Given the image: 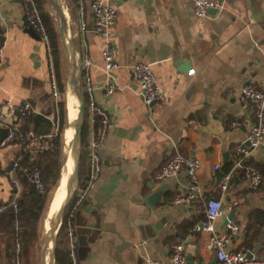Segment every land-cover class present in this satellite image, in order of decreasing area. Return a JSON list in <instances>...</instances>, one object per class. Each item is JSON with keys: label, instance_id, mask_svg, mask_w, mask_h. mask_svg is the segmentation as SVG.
Instances as JSON below:
<instances>
[{"label": "crops", "instance_id": "crops-1", "mask_svg": "<svg viewBox=\"0 0 264 264\" xmlns=\"http://www.w3.org/2000/svg\"><path fill=\"white\" fill-rule=\"evenodd\" d=\"M67 1L60 0L76 51L78 80L84 88L82 67L88 57L95 98L112 119L101 150V175L75 214L79 264H168L178 242L186 245L187 264L189 258L192 264H221L210 247V233L194 231L211 198L224 200L217 231L224 234L228 216L235 213L240 232L233 248L264 257V145L246 157L238 152L256 123L243 88L253 83L264 89V0H220L221 7L203 18L194 14L190 0H108L118 10V26L110 38L95 32L94 0H85L83 15L80 6L71 12ZM25 19V0H0L6 38L0 110L7 102H31L30 128L45 134L53 127L45 122L36 126L34 116L55 118L57 102L46 46ZM109 41L120 66V89L107 96L103 51ZM139 62L152 66L164 93L152 106L144 103L133 75ZM1 137L0 130V203H9L14 189L6 171L20 153L14 143L3 146L6 136ZM175 152L203 163L201 194L188 205L173 203L189 192L187 169L166 181L155 179ZM229 162L234 166L223 193L220 173ZM251 169L263 176L257 189L247 177ZM0 261L9 264L1 241Z\"/></svg>", "mask_w": 264, "mask_h": 264}, {"label": "built area", "instance_id": "built-area-1", "mask_svg": "<svg viewBox=\"0 0 264 264\" xmlns=\"http://www.w3.org/2000/svg\"><path fill=\"white\" fill-rule=\"evenodd\" d=\"M194 6V14L203 18L208 16L211 10L221 7L220 0H190ZM26 18L30 28H32L41 38L46 46L49 59L50 79L52 86V96L58 101L61 92L59 89L57 72L53 57V48L51 45L50 35L40 12L36 0H25ZM80 10L82 15L85 9V0H79ZM94 13L95 32L110 38L112 33L118 26V10L108 0H94L92 3ZM82 35L85 37L87 30V22L82 17L81 21ZM5 46L6 38L0 23V66L5 61ZM105 63V73L107 81L104 89L107 96L114 94L120 89L117 83L116 70L120 67L116 57L112 43L109 41L103 51ZM91 61L86 57L82 67L83 76L85 79L84 92L87 96V143L88 156L90 166V176L85 185L78 188L76 193L75 203L69 214L68 220V236L70 242V257L73 264H79L78 246L75 233V214L78 206L84 201L92 184L100 177L103 167V159L101 150L110 133L112 119L110 112L101 106L95 98V87L92 84L90 76ZM133 75L139 84L140 95L144 103L152 106L155 102L161 100L164 96L162 87L158 81L156 73L152 66L147 63H136L132 67ZM190 74H195V70H191ZM243 96L249 99L255 110L256 123L251 129L247 142H244L238 147V152L242 157L251 154L252 151L264 145V89L259 88L253 83H249L243 88ZM33 105L29 101L21 103L7 102L5 110H0V128H6L8 133L2 145H11L15 141L25 143L24 152H21L18 158L13 161L6 175L14 189L13 199L9 203H0V212L7 209L8 206H13L15 209L18 206L19 197L22 191V184L18 176V171H22L27 178V181L43 193L45 191V182L42 176V171L38 166H33L37 155L44 150L53 138L57 136L58 121L54 118L53 129L45 134L26 133L21 129V125L28 120L32 115ZM8 118L15 119V123L9 124ZM85 124V125H86ZM234 126L238 123L234 122ZM29 152L30 164L23 165L21 161L25 156L24 153ZM203 168V163L196 156H185L180 152H175L165 164L158 170L155 175L157 181H166L170 178L178 176L183 170L187 169L189 178V192L184 196L177 197L173 203L178 205H188L195 201L202 191L200 173ZM219 169V166L215 167ZM247 177L253 189H257L262 181V174L255 170H249ZM231 181V174L223 177L221 190L226 192ZM205 215L200 224L195 225L194 231H205L210 233V247L216 251L218 260L221 264H264V257L249 256L244 250L234 249L232 241L240 232V226L237 221L231 220L226 226L224 234L219 233L216 229V221L224 215V200L222 198L208 199L204 205ZM16 224V229H18ZM18 264L20 263L21 244L17 242L15 248ZM188 258L186 253V245L184 242L174 244L170 251L168 264H187ZM149 264H160L159 262L148 260ZM1 264V261H0Z\"/></svg>", "mask_w": 264, "mask_h": 264}, {"label": "trees", "instance_id": "trees-1", "mask_svg": "<svg viewBox=\"0 0 264 264\" xmlns=\"http://www.w3.org/2000/svg\"><path fill=\"white\" fill-rule=\"evenodd\" d=\"M36 2L50 35L57 79L61 92L57 101L55 116L58 121L57 136L51 140V143L44 150L38 153L36 161L32 163L33 166H38L42 171V176L45 182V191L41 193L35 185L27 181L26 175L19 170L18 176L22 184V191L19 197L18 206L16 209L13 206H8L6 210L0 212V241L2 243V256L9 262V264H18L15 251L17 242H20L21 244L19 264H40L42 238L46 224L45 219L48 217L54 194L60 185L62 177H64L65 130L68 124V84L65 79L64 68H67V64L62 49V42L58 29V19L54 9L49 4L48 0H36ZM67 7L71 12L75 7L79 8V0H68ZM85 97L87 101L86 94ZM32 121L33 116L31 115L30 119L21 126V129L26 133L37 134V130L33 131L30 128ZM14 144L18 145L19 153L24 152L25 143L15 141ZM87 148L86 124L82 140L79 188L85 185L90 176L91 170ZM24 155L21 164H30V153L25 152ZM12 164L13 162L10 166H12ZM233 166L234 162H229L221 171L220 175L225 176L229 174ZM75 199L76 196L65 213L64 221L59 233L56 264H73L70 257L68 220ZM16 224H18V229H16Z\"/></svg>", "mask_w": 264, "mask_h": 264}, {"label": "water", "instance_id": "water-1", "mask_svg": "<svg viewBox=\"0 0 264 264\" xmlns=\"http://www.w3.org/2000/svg\"><path fill=\"white\" fill-rule=\"evenodd\" d=\"M48 2L52 6L57 17L60 20L58 29L61 37L62 49L67 64L68 84L69 87L72 85L78 91L79 112L76 120L75 134L70 145L69 153L66 154V151L64 150L65 170H67L68 172V177H67L68 193L65 200L60 205V207L56 210V212L52 216H50L49 219L50 228L46 231V235L44 238V245L42 249L40 264L57 263V248H58L59 233L64 221L65 213L69 208V206L71 205L74 197L76 196L77 190L80 185L82 140H83V132L86 124V114H87V101L84 94L83 86L81 85L77 77L76 51L72 39L70 37V34L68 32L66 12L59 0H48ZM25 24L28 25L27 18L25 19ZM34 121L36 126L41 122H45L52 128L54 118L52 119L44 114L39 113L34 116ZM0 130L3 132V137H1L2 140L7 135L8 130L5 128H1ZM75 156L77 157L76 168L72 170L70 165ZM225 156H227V154ZM162 192L163 189L159 190L157 194L153 196V199L159 198V195H161ZM234 219H235V213H231L228 216L226 223L228 224L229 221ZM49 247H50V257H49V261L47 262V250ZM188 264H192L191 258H189Z\"/></svg>", "mask_w": 264, "mask_h": 264}, {"label": "bare ground", "instance_id": "bare-ground-1", "mask_svg": "<svg viewBox=\"0 0 264 264\" xmlns=\"http://www.w3.org/2000/svg\"><path fill=\"white\" fill-rule=\"evenodd\" d=\"M74 90L76 89L74 88V86L71 85L70 95L68 98V124L65 130V144L68 146L67 154L69 153L70 145L74 138L75 129L73 130V128L76 126V120H77V116L79 112V101L78 99L75 100V98L72 96ZM76 162H77V157L75 156L70 165L72 170L76 168ZM64 173H63L64 177H62L60 185L53 197L50 211L48 213L49 219H50V216H52L56 212V210L60 207V205L65 200L67 193H68V187H67L68 172L67 170H65ZM45 226H46V230L50 228L49 220H47ZM48 255L50 257V247L47 250V262L49 261Z\"/></svg>", "mask_w": 264, "mask_h": 264}, {"label": "rangeland", "instance_id": "rangeland-1", "mask_svg": "<svg viewBox=\"0 0 264 264\" xmlns=\"http://www.w3.org/2000/svg\"><path fill=\"white\" fill-rule=\"evenodd\" d=\"M60 1V0H59ZM56 14V13H55ZM57 16V15H56ZM57 19H58V25H59V23H60V20H59V18L57 17ZM64 75H65V79L67 80V84H68V72H67V68L65 67L64 68ZM69 95H70V87H69V84H68V89H67V96H68V98H69ZM72 96L75 98V100H77L78 99V101H79V97H78V91L77 90H74L73 91V94H72ZM75 129V127L73 128V130ZM67 148H68V146L65 144V151H66V154H67ZM65 163V162H64ZM64 171H65V164H64V168H63V173H64ZM64 175H65V173H64ZM47 220H49V217H47L46 219H45V222H47ZM46 225V224H45ZM46 226L44 227V232H43V238H42V249H43V245H44V238H45V235H46ZM41 255H42V250H41ZM48 258H49V255H48ZM40 261H41V259H40Z\"/></svg>", "mask_w": 264, "mask_h": 264}]
</instances>
